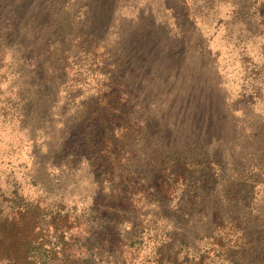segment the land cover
<instances>
[{"label":"rangeland","instance_id":"1","mask_svg":"<svg viewBox=\"0 0 264 264\" xmlns=\"http://www.w3.org/2000/svg\"><path fill=\"white\" fill-rule=\"evenodd\" d=\"M108 6L104 20L120 34L117 72L134 84L133 103L151 124L147 129L158 131V123L165 142H203L210 154L231 159L264 142V0H113ZM6 27L4 21L3 37ZM11 40L0 52V224L14 218L23 237L36 234L43 244L23 251L16 238L4 236L0 264L26 255L48 264H140L145 251L128 247L130 241L111 248V256L85 245V227L74 215L86 214L113 183L108 176L96 180L91 167L71 162L69 154L56 155L58 139L67 138L56 108L65 111L69 103L63 105L61 90L57 98L35 95L25 82L31 68L17 58ZM79 86L84 97L97 92L94 76ZM231 159L229 165L237 162ZM134 178L125 179L126 185L136 182L125 205L151 217L148 194ZM252 179L263 181L250 197L264 216V174ZM204 242L189 244L208 254L201 264H230L206 253ZM115 256L124 261L114 263ZM188 259L184 264L196 261Z\"/></svg>","mask_w":264,"mask_h":264},{"label":"trees","instance_id":"2","mask_svg":"<svg viewBox=\"0 0 264 264\" xmlns=\"http://www.w3.org/2000/svg\"><path fill=\"white\" fill-rule=\"evenodd\" d=\"M109 1L0 0V52L15 39L14 53L31 68L26 85L47 99L57 98L61 90L63 105L69 103L65 111L56 108L62 135L67 136L58 139L56 155L69 154L71 162L91 167L96 180L108 176L113 183L86 214L74 215L73 221L85 227V245L111 256V248L130 241L128 247L134 243L145 251L140 264H184L189 255L196 259L193 264H201L208 254L191 250L189 244L205 241L206 253L217 261L264 264V216L250 197L263 182L252 178L264 174V142L236 159L226 154L216 158L203 142L180 147L163 141L158 123V131L147 129L151 124L139 117L133 103L134 84L117 72L120 34L104 20ZM4 21L6 37L1 35ZM109 32L116 37L110 39ZM89 75L97 92L84 97L79 85ZM255 154L256 159L248 157ZM230 159L237 162L229 165ZM133 177H139L134 179L148 194L151 217L126 206L136 182L126 184ZM21 228L16 219H3L0 239L13 236L23 251L30 244L42 246L35 233L33 240L23 237ZM34 228L30 226L29 234ZM28 258L7 259L5 264H48ZM114 260L123 262L124 257Z\"/></svg>","mask_w":264,"mask_h":264}]
</instances>
